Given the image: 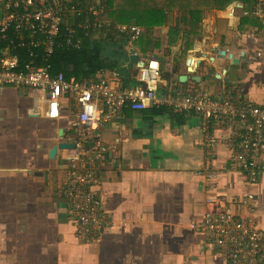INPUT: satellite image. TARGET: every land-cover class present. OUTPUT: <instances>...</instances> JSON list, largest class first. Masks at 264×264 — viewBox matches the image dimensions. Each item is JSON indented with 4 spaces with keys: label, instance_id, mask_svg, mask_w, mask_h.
I'll use <instances>...</instances> for the list:
<instances>
[{
    "label": "crops",
    "instance_id": "crops-1",
    "mask_svg": "<svg viewBox=\"0 0 264 264\" xmlns=\"http://www.w3.org/2000/svg\"><path fill=\"white\" fill-rule=\"evenodd\" d=\"M260 6L263 13H258ZM105 18L89 31L82 26L84 16L71 19L70 13L67 18L82 43L66 48L81 50L86 40L102 43L105 62L95 77L80 80L110 79L109 70L115 68L120 77L113 84L134 87L140 84V56L155 55L161 63V97L208 90L217 100L264 107V0H236L224 9L207 10L203 30L193 38L158 26L162 43L153 51L142 49L141 36L129 45L115 28L121 23ZM219 50L227 52L223 58L217 57ZM54 53L46 61L38 48L37 64L49 63L53 72ZM230 55L240 62L232 63ZM191 56L214 63L212 75L203 80L206 63L191 74ZM19 57L28 59L26 51ZM184 75L187 80L180 81ZM77 109L67 95L61 116L51 119L32 88L9 85L0 91V264H232L197 226L201 212L218 207L207 203L208 196L219 198L222 208L241 201L247 179L235 165L242 145L229 119H212L205 131L201 115L151 104L144 110L127 106L124 118L98 123L93 141L100 139L107 147L112 168L99 170L92 190L102 200L100 214L113 224L99 242H88L76 208L61 192L72 178L73 147L50 157L60 136L74 145ZM207 134L214 139L211 145ZM223 165L234 168L221 179L216 173ZM255 188L264 227V172Z\"/></svg>",
    "mask_w": 264,
    "mask_h": 264
},
{
    "label": "built area",
    "instance_id": "built-area-1",
    "mask_svg": "<svg viewBox=\"0 0 264 264\" xmlns=\"http://www.w3.org/2000/svg\"><path fill=\"white\" fill-rule=\"evenodd\" d=\"M106 12V3L97 0H0V91L9 85L32 88L46 103L45 115L51 119L61 116L67 95L77 103V134L70 159L72 178L61 192L77 210L82 237L88 242H99L104 230L113 224L112 218L100 214L102 200L92 190L99 170L109 165L107 147L100 139L93 141L94 128L98 123L105 125L114 118H124L127 106L144 110L151 104L170 105L175 111L201 115L205 131L210 120L225 118L240 132L242 154L235 165L245 172L247 179L242 185L241 201L222 208L219 198L208 196L207 203L218 207L201 212L197 226L206 242L232 264H264V227L258 217L255 188L264 172V107L217 100L208 90L161 97V63L155 55L140 56V84L125 88L113 84L120 77L115 68L109 70L110 79L88 81L68 79L63 72L54 73L49 63L37 64L38 48L47 61L56 47H81L76 28L67 23L70 13L71 19L84 16L82 26L89 31L92 26L106 23ZM258 13H263L262 6ZM115 28L131 46L143 32L137 24H117ZM17 48L26 51L27 60L21 61L15 52ZM206 140L209 145L214 143L211 135L207 134ZM233 168L223 165L216 176L224 179Z\"/></svg>",
    "mask_w": 264,
    "mask_h": 264
},
{
    "label": "trees",
    "instance_id": "trees-1",
    "mask_svg": "<svg viewBox=\"0 0 264 264\" xmlns=\"http://www.w3.org/2000/svg\"><path fill=\"white\" fill-rule=\"evenodd\" d=\"M98 1L106 3V15L113 23L140 25L143 28L140 38V42H143L142 49L153 51L162 43L158 26H169L172 33L179 35L183 32L187 38H193L203 30V16L207 10L224 9L236 0ZM101 46V41L92 43L86 40L81 50L68 49L64 45L56 47L51 59L53 72L63 71L68 79L73 76L79 79H92L105 62L101 55ZM15 52L22 54L23 49L17 48Z\"/></svg>",
    "mask_w": 264,
    "mask_h": 264
},
{
    "label": "water",
    "instance_id": "water-1",
    "mask_svg": "<svg viewBox=\"0 0 264 264\" xmlns=\"http://www.w3.org/2000/svg\"><path fill=\"white\" fill-rule=\"evenodd\" d=\"M203 52H207V51H203ZM226 53L227 52L225 50H219L216 55L219 58H223L226 55ZM230 57H231L232 63L237 64V63L240 62V59L235 58L233 55H230ZM205 60L206 59L202 58L199 61H197V59H195L194 56L189 57L188 60H187V65L191 68V70L189 69L188 71L191 74H194L196 72V69L200 68L203 63H206L207 65L204 66V70H207V73H206V75H205V77L203 79V80H206V77H210L212 75L210 72L212 70H214V67H213L214 66V63H207ZM179 80L180 81L187 80L186 75L180 76ZM62 132H63V130H62ZM59 140L60 141L58 143H56L52 147V149L50 150V157L51 158L55 157V155L57 154L58 150H60V149H69V148H72L73 147V144L70 143V140L67 139V137L60 136V139Z\"/></svg>",
    "mask_w": 264,
    "mask_h": 264
},
{
    "label": "rangeland",
    "instance_id": "rangeland-1",
    "mask_svg": "<svg viewBox=\"0 0 264 264\" xmlns=\"http://www.w3.org/2000/svg\"><path fill=\"white\" fill-rule=\"evenodd\" d=\"M93 1H96V0H93Z\"/></svg>",
    "mask_w": 264,
    "mask_h": 264
}]
</instances>
